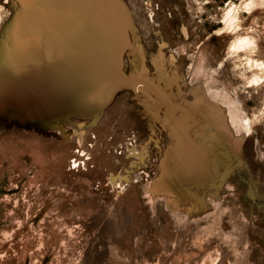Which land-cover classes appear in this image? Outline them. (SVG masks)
<instances>
[{"label": "rangeland", "instance_id": "1", "mask_svg": "<svg viewBox=\"0 0 264 264\" xmlns=\"http://www.w3.org/2000/svg\"><path fill=\"white\" fill-rule=\"evenodd\" d=\"M254 1L0 0V264H264Z\"/></svg>", "mask_w": 264, "mask_h": 264}, {"label": "bare ground", "instance_id": "2", "mask_svg": "<svg viewBox=\"0 0 264 264\" xmlns=\"http://www.w3.org/2000/svg\"><path fill=\"white\" fill-rule=\"evenodd\" d=\"M263 2L264 0H258V2L254 1L253 5L261 4ZM249 4L250 3H246V5ZM220 19H221L220 22H223L225 29H230V28L233 29L234 27H236V25H238V19H239L238 6L235 5V3L227 4V6L222 10ZM252 44H254V40L252 39V37L248 35H239L233 40L231 47L233 49L238 50V49L246 48ZM253 81L255 82L259 81V76L258 77L254 76Z\"/></svg>", "mask_w": 264, "mask_h": 264}]
</instances>
